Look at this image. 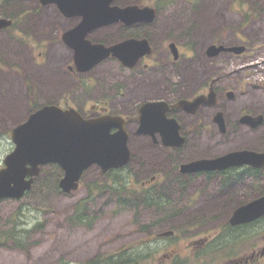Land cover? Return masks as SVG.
Listing matches in <instances>:
<instances>
[{"label": "flooded vegetation", "instance_id": "af4514ba", "mask_svg": "<svg viewBox=\"0 0 264 264\" xmlns=\"http://www.w3.org/2000/svg\"><path fill=\"white\" fill-rule=\"evenodd\" d=\"M204 1L206 0H201L195 7L183 6L187 8L182 11L183 14L194 11L196 18L194 16L191 22L181 20L182 24H187V26L177 33H164L165 37L161 41V49H159L152 42V28H157V24L161 22V14L163 12L161 4L165 0L157 1L152 6L142 3L124 4L120 0H115L111 5L112 7L122 9L135 7L140 10L148 8L151 10L149 12L152 18L130 25L124 22H117L98 26L86 34L85 42L110 48L132 40L143 41L147 45L146 52H144L146 54L137 58L133 64H128L122 58L110 54V56H105L101 61L93 63V65L91 62L89 64L80 62L81 58L77 55L76 47L68 42L69 34L82 24L84 17H68L60 10L57 4H41L44 8L54 5L67 19L72 21L74 19L79 20L77 24L71 26L64 33L62 38L64 45L73 52L66 72L79 77H87L86 80L79 81L75 87L74 84L69 86L71 88L69 95L72 98H74V92L77 94L79 92L85 93L83 106H79L77 103L74 104V100L73 102L68 99L63 101L62 98L65 95H62L56 102L48 103L43 107L55 106L65 111L74 110L84 121L117 118L112 120V122L119 125V127L112 128L110 134L113 135L119 132L122 125L128 134L127 146L130 151V160L122 167L111 168L107 171L98 164L91 166L83 173L78 188L69 194L63 192L60 188V183L65 176L61 165L58 163L41 165L35 176L29 175L27 177V180L32 179V189L27 191L19 200L26 199L33 192L37 181L41 177L43 178L49 168H57L62 173V176H59L58 181L55 183L57 191L71 195L79 191L87 172L96 167L101 171L103 177L101 180L90 183L91 186H87L92 189V194H89L86 203L81 200L74 207L73 214L69 217L68 225L70 227H90L94 222V216H92L90 211V207L93 205L92 200L100 192L104 193L114 189H116L114 192L115 197L121 203L126 204V201L130 200H126L125 196H127V198L135 199L143 205L155 207L158 210L135 212L133 219L128 224L120 226V228L126 225L135 227L132 240H123V245L116 252L102 256V260L98 256L84 264H100L101 261L106 264L110 261L111 256L117 253L129 256V259L125 260L124 263L116 264H264V216L245 224H232L233 215L239 207L264 197V149L260 151L232 149L223 154L219 153L218 156L214 157H201L187 161L179 160L183 158V152L189 147L191 139L198 136V128L210 135L216 129L225 139L232 133L230 125L248 129L252 134L259 133L264 128V111L257 112L253 108L246 107L241 108L237 121L229 125L225 102H234L238 93L228 87L225 83L227 77L222 76L224 66H228V64L236 66V62L241 64V69L239 71L235 69L231 76H239V73L242 72L243 75H246L244 72L252 69L258 71L260 69L258 67L263 65V62L256 64L254 60L264 58L263 55L256 54L258 50H264V44L259 48H255L256 43L251 37L246 35L244 38L237 36V41L231 43L224 42L219 36L220 39H214L208 45L201 44L197 40V34H204L213 30L217 26L216 18L220 15V6L207 9L205 7H208L214 1L210 0L207 3H204ZM245 1L243 0V2ZM22 16L24 17V14ZM170 20L171 22L174 21V19ZM12 21V26L7 29H11L16 25L17 18L14 16ZM116 25L121 26L127 34L129 32L131 34L113 42H102L92 38L93 33ZM207 28L209 29L205 31ZM114 43L115 45H109ZM166 43L167 46L164 45L163 47L162 44ZM196 46H199V50H196ZM110 62L116 63L125 71L132 72L131 77L138 70L141 82L133 85L140 89H148L153 86V80L149 76L151 72L156 73L155 75L163 76L162 73L164 71H170L172 79L169 82L165 80V83L160 88V96L132 102L130 103V108L126 111L115 112L110 105L113 95L102 99H94L91 95L92 91L105 88L102 83L95 81L94 71L108 63L110 64ZM171 67H177L176 71L182 69L185 72V74H179L183 76V80L180 83L174 80ZM190 76L192 78H189ZM185 80L186 82L184 83ZM242 83L243 81L239 82V85H242ZM260 85L258 84L256 89L264 88ZM113 88L115 89V86ZM118 93L121 94V92ZM34 107H37V109L41 108L36 102L32 105V108ZM32 111L30 115L35 112L34 110ZM144 114L149 115L148 121H153V124L149 125V127L142 124ZM29 119L30 116L17 127L26 123ZM131 124L136 125L134 131L130 130ZM171 127L172 129H170ZM12 132L13 130L10 137L11 150L7 156L16 150ZM166 134H171L172 137H168ZM234 136L236 137L237 134L234 133ZM242 136H244L243 132ZM144 141H147L152 149L164 152L167 156V162L171 164L166 167L167 162H161L157 166L149 168L142 154H134L131 148V143L135 142V145L140 150ZM211 145L218 148L215 143H211ZM204 146L206 148L210 145L205 144ZM194 148L197 149V146ZM217 152H220V150ZM242 152L256 153L260 156L259 159L263 161L258 164L259 161L256 160L255 164L257 165L255 166L239 164L222 170L183 172V167L189 163L198 160H217L227 155ZM5 159L0 165V170L5 168ZM135 161H138L141 167L140 171L133 167ZM28 168H31V166L28 165ZM213 182H216L218 186L216 195L209 189L210 184ZM128 185L131 186L128 187ZM254 185L261 186V189L256 191L255 194L251 190H255ZM207 200H228L240 203L238 204L239 207L237 206L238 208L230 212H195L196 209L200 208L201 202ZM6 201L15 200L3 199L0 201V205ZM187 212L193 213L185 216L188 214ZM116 214L113 213L112 217ZM28 220L27 214H22L21 222L17 226L12 221V217L5 223L3 218H1L0 212V249L6 244L20 251L31 248L28 237L30 233ZM109 220H113V218H109ZM4 223L5 227H1ZM3 228L8 229L1 231ZM19 234L27 236L26 242L19 238ZM122 238L124 239V237ZM240 247L241 252L238 251Z\"/></svg>", "mask_w": 264, "mask_h": 264}, {"label": "rangeland", "instance_id": "374dc122", "mask_svg": "<svg viewBox=\"0 0 264 264\" xmlns=\"http://www.w3.org/2000/svg\"><path fill=\"white\" fill-rule=\"evenodd\" d=\"M157 1L164 0H120L124 4L142 3L149 6ZM200 1L165 0L162 2L161 22L157 24V28H152L154 46L161 49L164 33L174 34L186 28L187 24H182L181 20L191 22L194 16L196 18V13L192 11L183 14L182 11L187 9L183 6L195 7ZM208 1L210 0H206L204 3ZM213 1L205 8L220 6V15L216 18L217 26L210 32L207 31L209 29L207 28L206 33L197 34V40L201 44L208 45L212 40L220 39V37L224 42L231 43L237 41V36L244 38L245 35L251 37L256 43L255 48L264 44V0ZM14 16L17 18L16 25L11 29L0 31V165L11 150V131L25 121L33 112L32 110L37 109V107L32 108L35 102L42 108L65 95L62 98L63 101L68 99L73 102L74 100V104L83 106L85 93L74 92V98H72L69 95L71 90L69 86L74 84L75 87L79 81L87 79V77H79L66 72L73 52L64 45L62 38L71 26L77 24L78 19H74V21L67 19L54 5L42 7L41 0H0V19L12 20ZM170 19H174V21L171 22ZM130 34V32L129 34L124 32L121 26L116 25L93 33L92 38L102 42H113ZM117 42L115 43L117 44ZM115 43L109 45H115ZM164 45L167 46V43L162 44L163 47ZM196 50H199V46H196ZM256 54L264 56V50H258ZM163 56L165 57V55ZM259 62H263V65L258 67L260 68L258 71L252 69L244 72L248 77L243 75V72L239 73V76H231L235 69L236 71L241 69L239 62L235 63L236 66L231 64L224 66L222 76L227 77L225 83L231 90L238 93L234 102H225L229 125L237 121L242 107L253 108L257 112L264 111V88L256 89L258 84L264 87V58L254 60L256 64ZM171 68L174 80L180 83L183 76L179 74H185V72L182 69L176 71L177 67ZM138 73L137 70L136 74L131 77L132 72L125 71L114 62L97 68L93 76L95 81L102 83L105 88L96 89L92 91L91 95L94 99L113 95L110 100L111 108L115 112H123L130 108L132 102L160 96V88L165 80L169 82L172 79L170 71H164L162 73L164 77L151 72L149 76L153 80V86L148 89H140L133 85L141 82ZM241 81L243 83L239 85ZM230 127H232L230 128L232 133L226 139L216 129L210 135L198 128V136L191 139L189 147L183 152V158L179 160L214 157L232 149L258 151L264 149V128L253 135L248 129L231 125ZM135 129L136 125L131 124L130 130L134 131ZM242 132L244 136H242ZM234 133L237 134L236 137ZM211 143L217 144L218 148L212 146ZM205 144L210 146L205 148ZM195 146L197 149L194 148ZM137 147L135 142L131 143L134 154L141 153L149 168H153L161 162H167L165 153L152 149L147 141H144L140 150ZM218 150L220 152H217ZM168 164L169 162L166 163V167ZM133 167L137 171L141 170L138 161L133 163ZM59 176H62L60 170L49 168L43 178L41 177L37 181L33 192L26 199L6 201L0 205L1 218L5 223L12 217V221L17 226L21 222V215L27 214L30 223L28 237L31 244V248H26L28 250L25 251L12 248L7 244L3 245L0 249V264H84L98 256L102 260V256L116 252L123 245V240H132L135 227L126 225L120 228V226L128 224L133 219L135 212L158 211L155 207H148L135 199L127 198V196H125L126 200H130L126 201V204L121 203L115 197L116 189H114L104 193L100 192L92 200L93 205L90 207V211L94 216V222L90 227H70L68 225L69 217L73 214L74 207L81 200L83 203L87 202L89 194H92V189L89 188L90 183L101 180L103 176L98 168H92L85 175L79 191L71 195L60 193L55 188ZM88 185L90 186L87 187ZM254 186L255 190H251L255 194L261 189V186ZM209 189L216 195L217 183H211ZM239 203L228 200H207L201 202L200 208L195 212H230L238 208ZM113 213L117 214L112 217ZM187 213L185 216L191 215L193 212ZM109 218H113V220H109ZM5 223L1 227H5ZM4 229L8 228H3L1 231ZM19 238L24 242L27 240V236L21 234H19ZM261 246L263 245L261 244ZM238 251L241 252V247ZM100 264H103V261Z\"/></svg>", "mask_w": 264, "mask_h": 264}, {"label": "water", "instance_id": "95a60500", "mask_svg": "<svg viewBox=\"0 0 264 264\" xmlns=\"http://www.w3.org/2000/svg\"><path fill=\"white\" fill-rule=\"evenodd\" d=\"M115 0H41L42 4H57L68 17L83 16L82 24L69 34V43L76 47L80 62L93 65L110 54L116 55L128 64L146 54L147 45L143 41H128L107 48L104 45H92L85 42L88 32L98 26L124 22L128 25L150 20L148 8L112 7ZM12 21L0 19V30L8 28ZM149 115L144 114L142 124L149 127ZM117 118H112V120ZM110 119L84 121L74 110H62L55 106L42 108L30 116V119L16 128L12 139L16 150L5 160V168L0 170V201L3 199H21L32 189V179L41 165L58 163L65 172L60 183L63 192L69 194L78 188L83 173L98 164L105 171L119 168L130 160L127 146L128 134L120 127L119 132L110 134L114 124ZM172 129V127L170 128ZM172 137L171 134H166ZM256 153L242 152L221 157L217 160H199L183 167V172L194 170H222L239 164H258ZM28 165L31 168H28ZM264 216V197L239 207L232 218L233 225L245 224Z\"/></svg>", "mask_w": 264, "mask_h": 264}, {"label": "trees", "instance_id": "16d2710c", "mask_svg": "<svg viewBox=\"0 0 264 264\" xmlns=\"http://www.w3.org/2000/svg\"><path fill=\"white\" fill-rule=\"evenodd\" d=\"M127 259H129V256H124L121 253H117L112 255L110 261L106 264L124 263Z\"/></svg>", "mask_w": 264, "mask_h": 264}, {"label": "bare ground", "instance_id": "6f19581e", "mask_svg": "<svg viewBox=\"0 0 264 264\" xmlns=\"http://www.w3.org/2000/svg\"><path fill=\"white\" fill-rule=\"evenodd\" d=\"M18 243V242H17Z\"/></svg>", "mask_w": 264, "mask_h": 264}]
</instances>
